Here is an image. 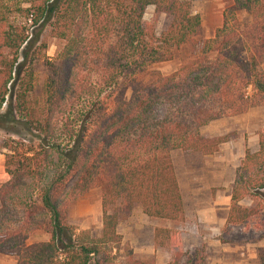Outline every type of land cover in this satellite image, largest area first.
<instances>
[{
    "label": "trees",
    "instance_id": "16d2710c",
    "mask_svg": "<svg viewBox=\"0 0 264 264\" xmlns=\"http://www.w3.org/2000/svg\"><path fill=\"white\" fill-rule=\"evenodd\" d=\"M147 7L163 16L158 33L143 21ZM199 34L188 0H0V212L30 182L48 237H19L17 264H151L121 247L116 227L135 207L147 219L183 220L170 153L211 155L230 135L204 139L200 127L254 106L264 117V0H231L212 38ZM49 39L58 46L36 100L33 66ZM176 54V71L151 69ZM90 186L99 188L97 238L62 208ZM263 191L264 130L235 170L224 229L264 211ZM153 243L176 249L179 233L156 227ZM183 257L176 250L166 264Z\"/></svg>",
    "mask_w": 264,
    "mask_h": 264
},
{
    "label": "rangeland",
    "instance_id": "374dc122",
    "mask_svg": "<svg viewBox=\"0 0 264 264\" xmlns=\"http://www.w3.org/2000/svg\"><path fill=\"white\" fill-rule=\"evenodd\" d=\"M191 4V13L197 15L200 20V40L210 39L213 36L217 18L231 6V0H188ZM153 9L147 7L143 21L152 23L154 30L158 33L162 27L163 16L152 18ZM235 18L239 23L248 21L247 16L242 11L235 12ZM46 50L41 59L35 62L34 68V96L36 100L41 98V87L46 77L45 59L52 58L56 52L58 43L55 40H46ZM198 53V49L194 50ZM181 63V57L176 54L173 58L164 63L155 64L151 69L158 71L162 75H168L178 69ZM260 69L264 70V61L260 65ZM244 116V124L254 127L256 135L264 130L263 111L260 106H254L245 113L237 115ZM227 118V117H226ZM234 137L233 133L226 134ZM4 134L0 132V139ZM3 151L0 150V185L7 181L8 177L3 171ZM172 162L175 166L176 173L183 175V158H187V153L180 151H172ZM170 155V156H171ZM187 166V164H186ZM33 186L30 182H26L25 186L17 191L12 198L6 203L0 212V264H17L16 257L12 253V245H20L19 237H25L23 245H29L40 241H46L47 235L44 232V222L46 220L45 213L40 209L38 204L31 206L34 197ZM264 195V191H263ZM246 201L243 202L245 204ZM63 213L66 222L78 230L87 231L90 237L97 238L100 233V203L99 188L90 186L84 190L79 196L63 205ZM184 209L187 215V198L185 199ZM243 226L242 234L237 235L236 232L223 229L221 236H217L220 246L211 245L208 242L202 244H194L190 242L188 235L190 225L187 224V217L179 223H171L167 221L147 219L143 216L139 208L135 207L126 218L121 220L116 227L117 234L121 237V247L129 249L132 257L138 261H146L151 264H166L173 259V253L181 250L184 257L180 264L185 263L195 254L198 261L192 260V264H211L214 255L220 254L225 262L224 264H235L231 253V245L249 240L256 241L264 236V211L259 213L257 217H252ZM174 229L179 233L180 246L176 249L169 247H157L153 243L154 228ZM254 228L257 231L249 230ZM212 238H209L211 241ZM220 248L228 251H221ZM264 249V248H263ZM262 250V249H260ZM259 250V251H260ZM257 261V260H256ZM259 264V263H258Z\"/></svg>",
    "mask_w": 264,
    "mask_h": 264
},
{
    "label": "crops",
    "instance_id": "0c3cea01",
    "mask_svg": "<svg viewBox=\"0 0 264 264\" xmlns=\"http://www.w3.org/2000/svg\"><path fill=\"white\" fill-rule=\"evenodd\" d=\"M222 15L217 18V25L220 27ZM244 116H233L219 118L207 123L198 130L201 138L211 139L233 133L234 137L218 146L216 152L211 155L198 153H187L183 158V175H178L172 162L171 165L175 175L178 191L182 201L183 218L187 217V224L190 225L188 237L194 244L218 245L217 236H221L225 227L226 216L229 210L231 186L234 180V173L243 158L245 149L249 152L257 150V135L254 127L243 123ZM187 164V166H186ZM187 198V215L184 209ZM246 201L245 204L243 202ZM241 207H248L250 201L245 199L238 203ZM246 223L236 226L228 225L226 229L234 231L237 235H243V226ZM249 230L257 231L254 228ZM260 233V231H257ZM264 234V231H261ZM209 238H212L211 241ZM264 248V236L248 242L237 241L231 245V253L235 264H258L257 254ZM221 251H228L220 248ZM229 252V251H228ZM216 254L212 257L211 264H224L223 257Z\"/></svg>",
    "mask_w": 264,
    "mask_h": 264
}]
</instances>
